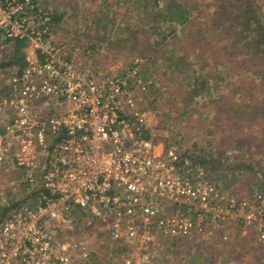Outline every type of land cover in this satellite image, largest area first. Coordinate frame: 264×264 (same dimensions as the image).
I'll return each mask as SVG.
<instances>
[{
    "label": "built area",
    "instance_id": "built-area-1",
    "mask_svg": "<svg viewBox=\"0 0 264 264\" xmlns=\"http://www.w3.org/2000/svg\"><path fill=\"white\" fill-rule=\"evenodd\" d=\"M0 36L29 51L0 96V165L24 170L0 264H152L161 238L233 223L264 243V191L220 193L186 147L163 145L137 71L109 73L87 47L54 41L35 0H0Z\"/></svg>",
    "mask_w": 264,
    "mask_h": 264
},
{
    "label": "trees",
    "instance_id": "trees-1",
    "mask_svg": "<svg viewBox=\"0 0 264 264\" xmlns=\"http://www.w3.org/2000/svg\"><path fill=\"white\" fill-rule=\"evenodd\" d=\"M109 1L111 5H115L113 10L111 12L101 11L103 16H99V25L97 19H93L92 23L96 25L94 24L91 31L95 33L93 35V32H90L89 35H93L96 40L104 38L105 33L99 35L97 30L100 32V30L104 31L109 28L111 31L115 22L111 16L116 15L128 0ZM133 1H130L131 7L135 6L130 14L133 19L136 16V20L126 24V29H128L126 36L120 39L121 42L119 41L121 51L127 52V55H123V57L128 67L132 68L135 63H142L141 60L144 59H152V63L157 60L160 62L167 60L166 62L169 61L168 67L171 65L183 67L184 62L192 57V54L195 55L192 53L193 47L196 45L199 47L196 53L198 56L194 58V61L199 63L203 75L200 78H193L191 88H185L181 93L182 108L187 117L196 109L194 106L195 96L202 95L206 101L201 106V114L203 113L205 118V122H202L203 130L206 131L205 135H208L209 138L205 141V146L201 147L194 155L195 161L205 167L220 169L222 160L226 157L224 156L225 151L229 147L239 148L241 145L244 146L243 149H256V154L260 157L257 161L242 157L239 160L236 159L232 164L233 170H238L243 165L244 171L250 170L252 175H256L254 170H257V173L264 178V15L261 12L259 0H215L217 3H214V9L209 13L205 11V17L202 16L203 21H198L191 15V8L188 5L190 3L186 0H153L150 6V0H136L137 4ZM35 2L37 3V0ZM127 11L130 12V9ZM137 12H142V14L138 16ZM125 18L129 19L128 16ZM59 19L56 15L51 14L53 24ZM108 20L112 21L108 22ZM145 20H147L146 23ZM101 23H103L102 26ZM187 24L188 27L192 24L195 30L185 34L184 39L176 38V27ZM196 24L199 25L197 29ZM126 29L120 27L119 32L116 33L119 34ZM74 40L76 41V39ZM165 40L170 42H165ZM1 41L11 44L10 53L12 55L0 63V69L10 63L22 65L24 62L23 50L26 44L19 40H2L0 36ZM109 42L111 44V41ZM78 45L81 49L87 47L92 54L95 51V43L89 39ZM166 46L169 50L161 52V49ZM181 47L184 49H180ZM185 47L188 48L185 49ZM173 48L179 49L180 57H170L169 51L173 55L176 52L172 50ZM188 49L189 51L192 49V51L189 52ZM166 53H168L167 56H165ZM159 54L164 55L162 59ZM136 56L138 57L137 61L133 59L134 62H128L130 58ZM170 58L172 60H169ZM157 82L161 83L157 79L149 83L151 92H157V85L161 87ZM211 82H213L212 85H210ZM214 85L221 89L217 90V93L211 94ZM225 90H227V94L223 93ZM254 127H257L256 135L252 133ZM225 129H228L227 133ZM212 132L215 134L210 136ZM211 137H215L214 140H211ZM14 203L16 201L10 202L2 209L0 220ZM243 236H245L244 239L254 242L245 251L247 252L245 256H249V258L242 262L239 260L240 258L238 260L236 257L231 258H234L237 264H264V243L258 241L255 233L250 229ZM216 237L208 239V241H212V243L215 240L230 241L222 239L221 236ZM243 243L245 244L242 247H246L248 242L244 241ZM231 258L225 257L222 264Z\"/></svg>",
    "mask_w": 264,
    "mask_h": 264
},
{
    "label": "rangeland",
    "instance_id": "rangeland-1",
    "mask_svg": "<svg viewBox=\"0 0 264 264\" xmlns=\"http://www.w3.org/2000/svg\"><path fill=\"white\" fill-rule=\"evenodd\" d=\"M117 1L121 2V0ZM130 1L131 0H128L122 5L121 10L116 15L111 16L112 20L115 19L111 31H109V28H106L104 31L100 30V32L96 29L99 35L105 32L103 35L104 38H101L102 40H96L94 38L93 35L95 32L91 30L95 23L92 22L93 19L96 18L99 25V16H103L101 11L111 12L113 10L115 5H111L109 0H37V3L50 12V14L60 18L58 21L54 22V24L52 23L54 41L62 43L65 47L74 45L78 46L80 49L81 47H79L78 44L85 43L87 39H89L95 43V51L93 54L91 53V61L96 62L100 68L107 70L109 73L121 74L130 70V67L127 66L123 57V55H127V52L121 51L120 46V39L126 36V31L128 30L126 29V24L130 22L133 23L134 20H136V16L133 19L131 17L132 14H130L132 13V8L135 6L131 7ZM186 1L190 3L188 5H190L191 8V15L196 17L198 21H203L202 18L205 17V11H207V13L211 12L212 9H214V3H217L215 0ZM136 2V0L133 1V3L137 4ZM151 2H153V0L149 1V6ZM259 4L261 5V12L264 15V0H259ZM129 9L130 12H126V10ZM139 14L141 15L142 12H137L138 16ZM125 16H128L129 19H126ZM112 20H108V22ZM125 21L127 22L125 23ZM146 21L147 20H145V23ZM105 23L107 24V22ZM102 24L103 23H101V26ZM120 27L126 30L117 34L116 32H119ZM198 27L199 25L196 24V29ZM194 30L195 27L192 26V24L189 27L188 24L178 26L175 30L177 34L176 38L184 39L185 34L188 32L192 33ZM90 32H93L92 36L89 35ZM206 35H209V33H206ZM73 38L76 39V41ZM109 41H111V44ZM165 42L170 41L165 40ZM170 46L172 47V45ZM27 48V45H25L23 50L24 54L29 52ZM187 48L188 47H185V49ZM198 48L197 45L193 47L192 53H195V55L192 54V57H189V59L184 62L183 67L174 65L168 67L167 63L169 61L166 62L167 60L163 62L157 60L155 63H152V59H144L143 61L141 60L142 63H135L134 67L131 68L137 71V74L143 80L142 83L144 88L139 91V104L150 110L148 120L151 132L159 140L163 141V145H174L179 149L186 147L193 155H196L200 148L205 146V141L209 138L208 135H205L206 131L203 130L204 125L202 122H205V118L203 113L201 114V106L204 104L203 102H206L204 101L205 97H202V95L194 97V106L196 109L188 114V117L182 108L183 103L181 100L182 90L191 88L193 78H200L203 75V71L200 70V66L198 65L199 63L194 61V58L198 56V54H196ZM11 49L12 46L9 42H0V63L10 58L12 55L10 53ZM180 49L184 48L181 47ZM163 50L167 51L169 48L166 46L164 49H161V52H163ZM172 50L176 52L173 55L171 51H169L170 57L177 58L181 56V54L178 53L179 49L173 48ZM191 51L192 49H190L189 52ZM168 53H166L165 56H167ZM159 56L161 55L159 54ZM162 56L160 57L161 59ZM78 57L82 58L84 55L79 52ZM172 58L169 60H172ZM133 59L135 61L138 57H132L128 62H134L132 61ZM15 66L19 65L10 63L5 71H0V78L6 81L7 75L5 72L7 73V71H10ZM180 68H182V70H180ZM186 70H188V73H186ZM155 79L161 81V83L157 82L161 87L157 85V92H151L149 83ZM212 83L213 82H211L210 85H212ZM2 85L3 84H0V96L6 93L3 88L4 85ZM212 87H214V89H212V91L210 90L211 94L217 93V90L221 89L215 85ZM223 93L227 94L228 92L225 90ZM214 120L217 121L216 119ZM2 124L3 119L0 117L1 127ZM256 128L257 127H254L252 132L255 135L258 133L256 132ZM225 132L227 133L228 129H225ZM214 134L215 132H212L210 136ZM216 135L218 136V134ZM215 137H211L210 139L214 140L213 138ZM242 147L244 146L240 145L239 148H234V146L229 147L228 150L225 151L224 156L226 157L223 158L224 160H222L220 169L204 166L208 175L218 186L220 193L234 194L238 198L246 196L247 194H252L257 190L264 191V178L257 173V170H254L256 175H252L250 170L244 171L243 165L240 169L233 170L232 164H234L233 162L236 159L239 160L242 157L244 159H253L257 161L260 157L256 154V149H243ZM22 173H24V171L18 169L16 166L0 165V215L4 207L10 202L17 201L24 195V186L21 180ZM219 230L217 235H226L227 239L230 241L224 242L221 240L222 242H219V240H215V242L212 243V241H208V239H213L216 235H211V233L204 235L195 233L200 236L194 235V238H161L155 246L156 258L152 264H222L225 257H236L237 260L240 258L239 260L241 262L249 258V256H245L247 254L245 251L251 247L254 242L250 239H244L245 236L243 235L246 234L245 230H241L240 226L234 223L225 225ZM244 241L248 242L246 243V247H242V245L245 244L243 243ZM106 247L108 246L106 245ZM103 249L107 251V248ZM243 252L245 253L242 254ZM224 264L237 263H235L234 258H231Z\"/></svg>",
    "mask_w": 264,
    "mask_h": 264
},
{
    "label": "crops",
    "instance_id": "crops-1",
    "mask_svg": "<svg viewBox=\"0 0 264 264\" xmlns=\"http://www.w3.org/2000/svg\"><path fill=\"white\" fill-rule=\"evenodd\" d=\"M8 66H4L2 69H0V71H5V69L7 68ZM5 83H6V81H4L2 78H0V84H3L4 86H5ZM2 85V86H3ZM18 169H20V168H18ZM12 170H14V169H12ZM21 170H23V169H21ZM24 171V170H23ZM11 172H13V171H11ZM23 174V173H22ZM197 234H195V236H196ZM212 235H217V232H215V233H213ZM194 235H192V238H194L195 237ZM197 236H200V235H197ZM218 237H220V236H218ZM217 238V237H216Z\"/></svg>",
    "mask_w": 264,
    "mask_h": 264
}]
</instances>
